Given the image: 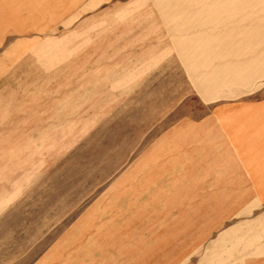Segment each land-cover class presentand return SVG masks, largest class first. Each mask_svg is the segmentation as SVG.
Segmentation results:
<instances>
[{
	"label": "rangeland",
	"instance_id": "374dc122",
	"mask_svg": "<svg viewBox=\"0 0 264 264\" xmlns=\"http://www.w3.org/2000/svg\"><path fill=\"white\" fill-rule=\"evenodd\" d=\"M258 156L264 0H0V264H197Z\"/></svg>",
	"mask_w": 264,
	"mask_h": 264
},
{
	"label": "crops",
	"instance_id": "0c3cea01",
	"mask_svg": "<svg viewBox=\"0 0 264 264\" xmlns=\"http://www.w3.org/2000/svg\"><path fill=\"white\" fill-rule=\"evenodd\" d=\"M253 162H255L252 164L253 167H264V159H260L259 156ZM241 182L249 184L250 180L242 176ZM249 189V187L242 186L241 190L242 199L250 201L248 215L252 212V206L257 209L264 201V195L252 196ZM227 194V198L231 195L234 197V191ZM253 200H258V202H253ZM245 210L244 207L243 215H246ZM223 236L226 237V243H207L203 249L201 261L197 264H264V211L253 217L251 215L248 219L244 218L239 225L225 232ZM202 244L198 243V245Z\"/></svg>",
	"mask_w": 264,
	"mask_h": 264
}]
</instances>
